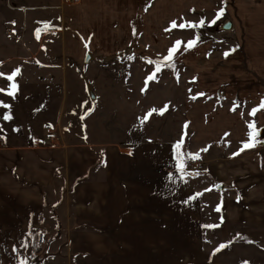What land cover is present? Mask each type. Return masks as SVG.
<instances>
[{
    "label": "rangeland",
    "instance_id": "374dc122",
    "mask_svg": "<svg viewBox=\"0 0 264 264\" xmlns=\"http://www.w3.org/2000/svg\"><path fill=\"white\" fill-rule=\"evenodd\" d=\"M68 1L71 3L0 0V102L10 106H0L1 264L17 263L13 246L21 240L11 241L10 235L17 227L24 232L21 237L33 236L27 248H19V260L27 257L29 264H60L58 258L63 259L65 249L56 243L51 246L48 240L39 244L36 239L46 233L43 227L48 228L41 221L42 214L56 209L65 213L68 208L59 202L73 200V187L60 162L72 146L86 144L101 155L103 146L111 143L160 139L175 146L179 142L182 153H199L198 159L186 161V171L199 174L207 162H233L235 152L244 153L238 157L262 159L259 150L264 145L248 149L251 154L240 149L248 140L250 122L254 121L257 129L264 127V109L249 115L264 100V0H179L177 27L170 31L164 29L165 13H156L168 0H147L144 34L120 52L103 48L101 41L91 49L65 52L62 34L71 28L54 6L67 5ZM187 6L191 11L185 12ZM221 7L224 13L211 27L179 28L181 23H198L202 17L211 22ZM227 21L232 28L224 30L222 25ZM197 35L196 46L184 51ZM176 41L182 43L175 67L163 68L156 79L147 81L155 70L149 61L162 60ZM87 49L91 57L85 61ZM225 52H229L227 57ZM17 68L20 74L9 81L7 77ZM13 82L18 85L14 97L7 94ZM88 88L94 99L89 97ZM161 109H165L163 114ZM150 112L141 125L139 118ZM5 114L12 118L3 119ZM50 125L57 130V142L51 146L43 144ZM260 138L264 139L262 133ZM10 150L19 154L15 160L18 181L10 170ZM37 150L48 152L44 160L51 179V185L37 196L39 200L34 199L32 179L46 176L47 170L38 168L28 153ZM5 152L8 158L2 155ZM189 178L206 188L204 177ZM207 193L210 225H218L217 190ZM23 197L31 198L40 209L28 208ZM47 206L58 208L44 210ZM22 215L32 218L33 223H1L20 220ZM229 230L221 232L218 225L207 228L204 234V248L216 257L215 264H264V225L233 224ZM222 244L228 246L216 252Z\"/></svg>",
    "mask_w": 264,
    "mask_h": 264
},
{
    "label": "crops",
    "instance_id": "0c3cea01",
    "mask_svg": "<svg viewBox=\"0 0 264 264\" xmlns=\"http://www.w3.org/2000/svg\"><path fill=\"white\" fill-rule=\"evenodd\" d=\"M146 1L79 0L54 6L71 28L62 34V48L65 52L80 47L91 49L98 41L103 48L119 52L133 46L145 31ZM178 1L168 0L156 12L165 13L164 29L169 31L177 27L173 28L172 22L177 25ZM188 7L185 12L191 11ZM72 147L64 151L63 162L59 161L73 187V200L59 202L68 208L65 213L57 211L56 206H47L44 210H56L43 213L41 219L48 224V228L43 227L45 240L65 249L63 259L58 258L60 264H215L216 257L204 248V226L212 223L206 190L213 188L219 199L221 232H230L233 224L264 225V146L258 149L261 160L238 157L244 154L239 153L233 162H207L201 174L192 172L206 179L205 189L188 176L175 183L168 179L169 174L178 175L174 146L160 139L106 144L101 155L86 144ZM6 153L2 155L12 158L10 170L18 181L19 165L15 160L19 154L15 150L8 151L12 155ZM28 153L38 168L47 170L46 176L32 179L34 199L39 200L37 196L51 185L48 162L44 160L48 152ZM197 193L202 195L189 200ZM17 198L20 203L19 192ZM22 201L28 208L40 209L31 198L23 197ZM34 216L38 217L35 212ZM23 221L33 223L24 215L20 220L12 218L1 223L19 225ZM21 230L17 227L10 233L11 241L33 240V236L21 237ZM16 246L19 248L18 243ZM17 256L18 252H13L14 263H18Z\"/></svg>",
    "mask_w": 264,
    "mask_h": 264
},
{
    "label": "snow or ice",
    "instance_id": "6c2138e0",
    "mask_svg": "<svg viewBox=\"0 0 264 264\" xmlns=\"http://www.w3.org/2000/svg\"><path fill=\"white\" fill-rule=\"evenodd\" d=\"M223 13H224V8L221 7L217 11L216 16L214 17V19L211 22H206L205 19L202 17L201 20L198 23H192V22L181 23L179 25V28H181V29H184L186 27L202 28V27H205V26L211 27L213 24H215L221 18ZM43 23L45 24L46 27H50V25H48L47 22H43ZM176 26H177L176 23L172 22V27L175 28ZM38 32H39V30H37V34H38ZM198 42H199V35H197L194 39L189 40L187 42V44L184 46L183 50L187 51V50L195 47ZM181 43H182L181 41H176L175 45L168 50L167 55L164 56L162 60L158 59L156 61H149V63H154L155 64V70H154V72L151 75H149L147 77V81H152V80L156 79L157 74L160 73L163 68H174L175 67L174 60H175L176 55L180 51L179 46L181 45ZM224 55L227 57L229 55V52H225ZM128 59L131 60V59H133V57H128ZM20 72H21L20 68L15 69L11 73V75H9L7 77V79L9 81H14L15 78L20 74ZM17 90H18V85H16L13 82V83L10 84V90L7 92V94L9 96L14 97ZM0 91H3V90H0ZM200 95H202V94H200ZM193 99H195V97H193ZM0 106L10 108L9 105H3L2 102H0ZM261 109H264V100L261 101V104L257 108L252 109L251 112L249 113V115L250 116H254L256 114V112L261 110ZM164 110L165 109H161L160 113L163 114ZM155 111H156L155 109L152 110V112H155ZM152 112L146 114L142 118H139V123L141 125L143 123H145L150 118V115L152 114ZM11 118L12 117L10 116V114H5L4 117H3V119H5V120H9ZM248 127H249L248 140L242 144L240 152H242L244 150H248V149H253V148L257 147L258 145H264V139L260 138V133L264 132V129H257L256 126H255V122L254 121L250 122ZM0 131H2V129H0ZM180 147H181V145H180L179 142L177 143V145L174 146V153H175V160H176L175 167H176L178 175L177 176H173V174H169L168 179L172 183H175V181L177 179H179L181 181H185L187 176H191L192 173L186 171V161L188 159L196 160V159L199 158V153H196V154H192V153L184 154L181 151H179ZM238 154H239V152L238 153H234L233 155L235 156V155H238ZM210 190L211 189H208L206 191H210ZM200 195H202V193H197V194H195V196L190 197L189 200L195 199L197 196H200ZM237 199H239V196L237 197ZM187 202L188 201H185V203H187ZM219 210L220 209H219V206H218L217 211H219ZM204 227L213 228V227H218V225H205ZM30 228H31V225H30ZM28 235L30 236L31 232H29ZM28 246H29L28 240L22 239L20 241L19 248H27ZM227 246L228 245L222 244L215 251L218 252V251H220L221 248H224V247H227ZM19 248L16 245H14L13 246V251L14 252H18ZM18 264H29V259L27 257H25L23 259H20V260H18Z\"/></svg>",
    "mask_w": 264,
    "mask_h": 264
},
{
    "label": "built area",
    "instance_id": "2783aa9c",
    "mask_svg": "<svg viewBox=\"0 0 264 264\" xmlns=\"http://www.w3.org/2000/svg\"><path fill=\"white\" fill-rule=\"evenodd\" d=\"M79 0H71V2H78ZM46 134L43 139L44 145H54L57 142V130L55 126H47L46 128ZM2 142H0V147L2 146ZM45 240L43 234H38L36 241H38L39 244L43 243Z\"/></svg>",
    "mask_w": 264,
    "mask_h": 264
},
{
    "label": "water",
    "instance_id": "95a60500",
    "mask_svg": "<svg viewBox=\"0 0 264 264\" xmlns=\"http://www.w3.org/2000/svg\"><path fill=\"white\" fill-rule=\"evenodd\" d=\"M222 28H223L224 30H229V29L232 28V23H231L230 21L224 22L223 25H222ZM90 57H91V55L89 54V52H86V55H85L84 60H85V61H86V60H89ZM88 94H89V97H90L91 99H94V95L92 94L90 88H88ZM262 129H264V127H263ZM261 133H262V135L264 136V132H261Z\"/></svg>",
    "mask_w": 264,
    "mask_h": 264
}]
</instances>
